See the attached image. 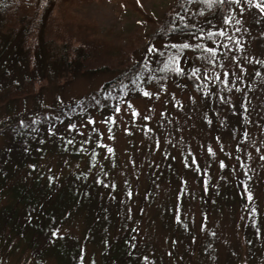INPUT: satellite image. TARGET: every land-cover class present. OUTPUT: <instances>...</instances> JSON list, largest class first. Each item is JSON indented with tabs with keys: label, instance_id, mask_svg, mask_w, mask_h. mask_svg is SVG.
<instances>
[{
	"label": "rangeland",
	"instance_id": "374dc122",
	"mask_svg": "<svg viewBox=\"0 0 264 264\" xmlns=\"http://www.w3.org/2000/svg\"><path fill=\"white\" fill-rule=\"evenodd\" d=\"M170 2L144 3L154 20ZM255 4L264 0L232 2L223 26L213 4L178 9L173 26L201 29L154 40L136 89L100 94L119 73L109 70L48 87L39 101L0 105V264L70 263L72 244L81 264H264V13ZM113 7L105 0L79 10L104 30L116 21ZM133 7L118 22L127 32L145 20ZM145 23L146 31L155 24ZM76 101L77 111H58ZM11 119L21 126L3 130ZM49 188L56 214L67 217L41 213L49 225L35 244L20 219L16 229L6 224L4 208L33 218L36 207L18 199L31 196L44 210ZM91 223L92 242L84 236ZM125 241L132 248L110 250ZM116 252L120 259L110 257Z\"/></svg>",
	"mask_w": 264,
	"mask_h": 264
},
{
	"label": "trees",
	"instance_id": "16d2710c",
	"mask_svg": "<svg viewBox=\"0 0 264 264\" xmlns=\"http://www.w3.org/2000/svg\"><path fill=\"white\" fill-rule=\"evenodd\" d=\"M102 1L105 0H0V105L9 106L13 101L26 97L39 101L42 91L48 87H59L77 77L109 70H118L119 73L104 83L100 94L118 88L120 84L130 85L131 88L135 86L134 89H136V84L144 73L145 58L154 40L169 39L189 32H198L201 29L193 24L173 26L169 19L178 9L187 8L196 0H171L168 7L159 10L154 20L149 10L145 9L146 0H114L118 2V7H113L111 13L116 21L103 30L99 28L95 19L87 18L79 10L83 6ZM234 1L224 0L222 3L221 0H200L199 7H210L213 4L217 9V17L221 20L218 24L223 26L228 7ZM127 2L145 17L144 21L136 22L135 27L129 32L119 28L118 25L122 11L127 9ZM146 21L155 23L152 24L153 28L147 31L143 28L147 24ZM159 22L161 23L157 24ZM218 30L223 33L222 28ZM139 53L140 57H138ZM13 71L18 73L19 77L4 82L3 80L7 79ZM78 104L79 101L72 105H60L58 111H77ZM60 119L62 118L58 120ZM10 121L11 124L2 122L5 124L3 130L10 128L15 130L21 126L20 120L11 119ZM75 152L73 151V154ZM4 175L3 183L5 184L8 174L4 173ZM74 175L79 176V173ZM238 181L236 182L237 191L242 198L241 201L244 202L246 197L244 199L241 182ZM43 195L50 196L47 198L44 210L38 208L41 205L39 200L36 201L31 196L26 201L18 199L26 205L29 201V204L36 207V215L33 218L27 216L24 221H21L16 209L12 210L10 206L4 208L8 218L6 224L13 221L11 227L16 229L20 219L21 233L29 235L35 244L49 225L44 218H40L41 213L46 218L49 217L48 213H51L53 218L58 219L56 223H61L67 217V214L64 216L56 214L50 188L43 191ZM249 201L247 200V203ZM103 208H106V203H103ZM100 213L99 209L93 211V224L99 219ZM92 223L84 227V236L90 241ZM53 230L44 237L49 240H45L41 249L54 240ZM24 237L27 238V236ZM25 241L27 242V239ZM118 243V246L110 245V250L120 249L123 253L127 251V247L132 248L129 244L127 245V241ZM71 247H76V250L66 257V261L81 264L83 256L78 245L72 244ZM101 252L107 251L102 247ZM120 256L121 254L117 252L110 253L111 258L120 259Z\"/></svg>",
	"mask_w": 264,
	"mask_h": 264
},
{
	"label": "snow or ice",
	"instance_id": "6c2138e0",
	"mask_svg": "<svg viewBox=\"0 0 264 264\" xmlns=\"http://www.w3.org/2000/svg\"><path fill=\"white\" fill-rule=\"evenodd\" d=\"M221 2L223 3L224 0H221ZM236 2H239V0H236ZM249 2L251 3V0H249ZM254 7L259 8L260 11H261V13H264V4H255ZM227 22H228V21L226 20L225 23H227ZM237 23H239V21H237ZM218 34H219V35H224V33H222V32H221V33H218ZM208 35L211 36V35H213V33H209ZM183 47L186 48V47H188V45L185 44V45H183ZM207 51L212 52L213 55H215V52H214L213 49H207ZM194 74H195V73H194ZM257 75H259V73H257ZM144 94H145V95H148V93H144ZM117 111H119V108H117ZM90 123H91V121H90ZM108 151L111 152L112 150L109 148ZM261 159H264V156H262ZM221 166L223 167V164H222ZM251 198H252L251 195H249L248 199L251 200ZM53 235H55V233H54Z\"/></svg>",
	"mask_w": 264,
	"mask_h": 264
}]
</instances>
